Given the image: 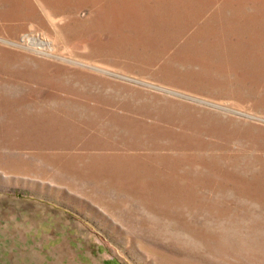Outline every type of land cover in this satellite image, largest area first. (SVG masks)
Masks as SVG:
<instances>
[{
  "label": "rangeland",
  "instance_id": "374dc122",
  "mask_svg": "<svg viewBox=\"0 0 264 264\" xmlns=\"http://www.w3.org/2000/svg\"><path fill=\"white\" fill-rule=\"evenodd\" d=\"M0 264H264V0H0Z\"/></svg>",
  "mask_w": 264,
  "mask_h": 264
}]
</instances>
